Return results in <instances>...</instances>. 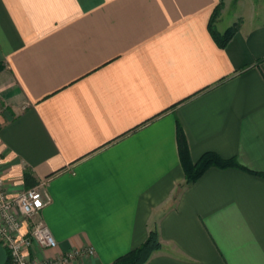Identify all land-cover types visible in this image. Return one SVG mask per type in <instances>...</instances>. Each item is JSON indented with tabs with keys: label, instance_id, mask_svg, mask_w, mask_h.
Wrapping results in <instances>:
<instances>
[{
	"label": "crops",
	"instance_id": "1",
	"mask_svg": "<svg viewBox=\"0 0 264 264\" xmlns=\"http://www.w3.org/2000/svg\"><path fill=\"white\" fill-rule=\"evenodd\" d=\"M178 128L244 170L184 186ZM0 168L10 196L45 182L36 260L155 229L146 264H264V0H0Z\"/></svg>",
	"mask_w": 264,
	"mask_h": 264
},
{
	"label": "built area",
	"instance_id": "2",
	"mask_svg": "<svg viewBox=\"0 0 264 264\" xmlns=\"http://www.w3.org/2000/svg\"><path fill=\"white\" fill-rule=\"evenodd\" d=\"M50 203L45 182L13 196L5 190L0 168V246L9 252L10 264H68L82 256H93L92 250L75 251L52 259L36 260L33 249H54L56 242L40 219Z\"/></svg>",
	"mask_w": 264,
	"mask_h": 264
},
{
	"label": "trees",
	"instance_id": "3",
	"mask_svg": "<svg viewBox=\"0 0 264 264\" xmlns=\"http://www.w3.org/2000/svg\"><path fill=\"white\" fill-rule=\"evenodd\" d=\"M219 6L214 10V15L219 11ZM236 31V27H232L226 30L223 34L216 33L213 31V28L210 24V32L212 37L217 42L218 46L224 48L228 41L231 39L232 35ZM178 141H179V152L182 158V167L185 173V182L184 186H190L193 184L206 170L209 168H218V169H229L236 168L244 170L235 159H223L217 154L208 152L201 156V158L195 163L192 164L188 159L187 149L183 141V134L178 128ZM264 178V174L260 175ZM24 179H29L28 175H24ZM160 249V243L158 240L157 232L155 229L151 230L144 241V243L117 258L112 264H146L149 260L152 253ZM6 251V250H5ZM7 261L6 264H10V255L6 251Z\"/></svg>",
	"mask_w": 264,
	"mask_h": 264
},
{
	"label": "water",
	"instance_id": "4",
	"mask_svg": "<svg viewBox=\"0 0 264 264\" xmlns=\"http://www.w3.org/2000/svg\"><path fill=\"white\" fill-rule=\"evenodd\" d=\"M7 254L5 250L0 246V264H6Z\"/></svg>",
	"mask_w": 264,
	"mask_h": 264
},
{
	"label": "rangeland",
	"instance_id": "5",
	"mask_svg": "<svg viewBox=\"0 0 264 264\" xmlns=\"http://www.w3.org/2000/svg\"><path fill=\"white\" fill-rule=\"evenodd\" d=\"M242 1H244V0H242ZM249 2V6H250V1H248Z\"/></svg>",
	"mask_w": 264,
	"mask_h": 264
},
{
	"label": "bare ground",
	"instance_id": "6",
	"mask_svg": "<svg viewBox=\"0 0 264 264\" xmlns=\"http://www.w3.org/2000/svg\"><path fill=\"white\" fill-rule=\"evenodd\" d=\"M6 252V251H5ZM7 261V260H6Z\"/></svg>",
	"mask_w": 264,
	"mask_h": 264
}]
</instances>
